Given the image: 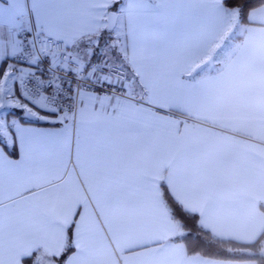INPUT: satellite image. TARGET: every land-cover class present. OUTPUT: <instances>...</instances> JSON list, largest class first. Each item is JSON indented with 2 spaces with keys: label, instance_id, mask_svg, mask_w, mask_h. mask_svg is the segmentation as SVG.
<instances>
[{
  "label": "snow or ice",
  "instance_id": "snow-or-ice-1",
  "mask_svg": "<svg viewBox=\"0 0 264 264\" xmlns=\"http://www.w3.org/2000/svg\"><path fill=\"white\" fill-rule=\"evenodd\" d=\"M257 9L0 0V264H264L260 237L202 235L230 184L185 119Z\"/></svg>",
  "mask_w": 264,
  "mask_h": 264
},
{
  "label": "crops",
  "instance_id": "crops-1",
  "mask_svg": "<svg viewBox=\"0 0 264 264\" xmlns=\"http://www.w3.org/2000/svg\"><path fill=\"white\" fill-rule=\"evenodd\" d=\"M248 22L236 26L185 117L193 154L219 162L229 179L227 216L209 224L218 238L255 239L264 231V10Z\"/></svg>",
  "mask_w": 264,
  "mask_h": 264
},
{
  "label": "trees",
  "instance_id": "trees-1",
  "mask_svg": "<svg viewBox=\"0 0 264 264\" xmlns=\"http://www.w3.org/2000/svg\"><path fill=\"white\" fill-rule=\"evenodd\" d=\"M242 23H245V24H248V20L245 21V22H242ZM261 209L264 211V205H261ZM262 234H264V231L262 232ZM260 235L259 237L261 238L262 242H264V235ZM202 235H205L206 239L208 240H213L215 239V242L217 244H221V245H225V246H233L235 247L234 243H233V240H229V239H218V237H213V236H208L207 234H202Z\"/></svg>",
  "mask_w": 264,
  "mask_h": 264
}]
</instances>
